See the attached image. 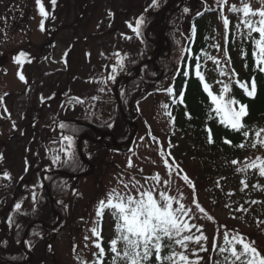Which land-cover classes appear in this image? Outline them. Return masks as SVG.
Listing matches in <instances>:
<instances>
[{
	"label": "trees",
	"instance_id": "trees-1",
	"mask_svg": "<svg viewBox=\"0 0 264 264\" xmlns=\"http://www.w3.org/2000/svg\"><path fill=\"white\" fill-rule=\"evenodd\" d=\"M42 3L48 12L47 17L43 16L45 40L37 46L31 42L19 45L14 52L17 56L21 51L26 53L22 62L37 61L31 55L35 51L41 53L48 48L53 49L61 33L67 29L72 13H76L77 21L71 24V27L81 26L84 19L87 25H90L102 7L104 15L115 18L117 26L122 25L121 31L124 34L116 36L113 40L109 39V46L100 49V57H95V63V58L91 60L93 65L101 64L100 68L84 76L78 72L79 61L84 58V52L82 56L77 49H81L83 44L86 45L88 38L75 34L73 42L69 41L65 57L68 68L60 73H68L69 79L66 82L59 81V89L55 93V109L60 112L76 109L79 114L77 113L76 120L70 121L57 138L61 152L56 160L57 165L46 176L45 183L41 181L31 210L11 212L6 234L0 240V261L7 264H63L58 258L55 241L67 231L73 250H77V244L82 250L83 246L87 245L89 250L90 258L82 257L80 264H96L99 259L103 260V264H112L113 253L109 250L111 239L107 233V221L111 211L105 210L102 217L97 216L92 228L88 225L89 213L100 195L99 192L104 190L100 175L108 169H104V166L110 165L106 157L111 155L112 150H125L132 145L117 149L109 137L97 144L90 139L82 142L84 156L90 160L94 159L97 165V172L92 175L95 178L94 190L87 200H84L71 184L70 178L63 176V172L84 171L86 164L78 148L79 140L84 134L89 133L91 138L98 139L110 132L119 141L129 137L130 126L124 121L114 94L111 93L114 103L111 112L104 113L102 118L97 116L98 110L90 104L89 97L93 94L98 95L100 99L103 97L95 80L102 79L106 84L113 86L120 75L134 71L137 65L156 53L160 47L161 19L168 5L170 8L164 24L165 47L147 70L148 74L162 71L160 79L151 80L142 75L123 85L120 90L125 111L132 119L145 125L150 121L141 111V104L152 94L165 95L163 117L167 123L164 133L167 143L164 146L158 140L162 157L180 177L184 179L187 175L188 180L184 181L192 192L193 201L198 202L204 209L201 212L194 202L193 205L199 212L197 219L204 223L200 224L199 220L191 216L192 208L191 214L186 218H190L191 224L201 228H192L191 232H186L185 235L199 236L202 232L208 238L201 241L207 250L201 251L200 244L188 241L187 249L180 247L175 251L188 255L190 260L199 259V264H230V261H225V257L230 254L220 253V235L222 232H238L246 239L255 241V246L262 250L261 254L264 255V176L259 175L258 168L246 167V164L256 162L258 158L264 160V146H251L256 141L255 132L264 129V73L255 67L252 55L253 38H258V33L253 32L252 36H249V30L240 23L242 13H227L224 10L230 0H225L223 5L218 4L217 0H210V7L207 0H156L157 6H152L153 0H124V6L120 4V7L117 0H56L54 6L50 0H42ZM34 7L38 10L37 0H0V44L8 42L12 34L28 27ZM129 16L133 17V21L126 24L125 19ZM140 17L144 19L137 35L134 29ZM224 17L229 21L227 28ZM237 24H240L239 28L236 27ZM94 40L97 38L94 37ZM85 47V53L90 56L95 54L93 49ZM117 53L119 55H116ZM219 53L226 62V71L219 63L209 58H214ZM124 55L127 57L124 58ZM197 62L200 64L203 80L196 76ZM114 66L116 71L113 80L110 77L113 75ZM252 77H255L257 84L254 98L245 95L244 90L236 83L237 79L241 82L248 81L250 88ZM164 83L166 85L161 89L160 86ZM205 83L209 85L208 91L213 95L222 96L224 99L234 98L248 106V115L243 118L246 129L236 131L221 122V114L215 111L216 105L212 104L208 91L203 87ZM225 86L228 90L222 91ZM170 88L171 93L167 91ZM245 130L250 133L247 137L243 135ZM66 134L74 138L71 147L68 142H63L62 136ZM260 138L264 139V133H261ZM240 144L244 147H239ZM66 148L71 153L70 156L65 152ZM233 161L238 163L234 164ZM242 181L246 182L247 187ZM53 208L63 216V221L54 229L51 226L58 222L59 217ZM217 211L225 213L226 220L216 218L213 213L217 214ZM202 216L205 218L201 219ZM35 221L37 224L31 228L29 238L36 239L33 247L37 248V254L34 253L33 262H27L29 258L22 247V238L27 227ZM101 225L100 236L106 253L102 258L97 256L99 249L95 246L99 238L91 231ZM39 244L42 247L38 248ZM43 244L49 246V259H45L41 254L42 248L45 247ZM239 249L240 246L237 245V250ZM168 251L164 249L162 255ZM150 264H157L155 253Z\"/></svg>",
	"mask_w": 264,
	"mask_h": 264
},
{
	"label": "rangeland",
	"instance_id": "rangeland-1",
	"mask_svg": "<svg viewBox=\"0 0 264 264\" xmlns=\"http://www.w3.org/2000/svg\"><path fill=\"white\" fill-rule=\"evenodd\" d=\"M124 2V0H120V3ZM119 3V4H120ZM244 4H250L251 8L253 10H259L262 7H264V0H243ZM208 7L211 6L210 0H207ZM235 5L237 8L242 7V0H232L229 4L228 11H230L231 7ZM124 6V3L121 5ZM45 7V5H44ZM39 9L34 7L32 18L30 19L29 25L26 29L18 31L12 36H10L9 43H2L0 44V57L2 55V51H6L8 53L13 48L17 47L18 45L24 43V41H32L33 43L40 44L44 39V32L41 29V15L38 13ZM242 13V12H241ZM76 13H72L70 19L68 20V27L65 29L61 34V37L59 38L58 47L57 50L52 58H49L46 61V64H42V66L47 69L48 71L54 72L57 69L64 66L63 57L65 55V52L68 48L69 41L73 42L74 35H78L79 37H86L88 38V41L85 44L82 45L81 49H77L79 54H82L84 52V58L80 60L79 64L81 67L78 68L79 74H84L85 72H89L94 69H99L101 64H92L91 60L95 58L96 56L100 57L98 55L99 53V47L97 46L103 45V46H109L106 42L107 40L115 39L116 35L114 33H109L110 31H113L116 28V23L110 19V17H106V15H102V7L99 8L98 12L96 13V16L93 17V21L90 25H87L86 19H84L81 22V26H72L71 24H74L76 22ZM63 18V16H62ZM132 19V18H130ZM115 20V18H113ZM88 28L86 29L85 27ZM76 27V29H75ZM120 32V31H119ZM118 34V32H117ZM94 37L97 38V40H94ZM85 46L89 47V49H93L95 54H92L91 56L85 53ZM102 59V57H101ZM215 61H218L220 63L222 69L226 71L225 66V60L221 53H219L215 58ZM96 61V58L94 59V63ZM45 63V62H43ZM18 65L12 64H6L3 67V70L0 71V152L3 148L9 149V155L11 157L16 156V152L13 151V148L20 147L23 145H32V141L35 139L37 142V146L35 148V153L31 158H23L16 162L15 166L13 167L12 171L14 174H17L19 176L18 183L14 186L13 192H9L12 189H9L5 187L4 191H7V195L11 196L8 205H7V216L10 211H13L14 209H17L15 206L17 204H20L21 207L19 208L22 211H28L31 207L30 205L33 203V197L32 195L36 191V189L40 185V177L41 172L43 170L49 171L52 169L54 165V158L50 153V148H52L53 142L57 141L55 136H57V119L58 118H75L74 111H64L63 113H57L54 110L45 111L42 113L40 122L34 123L32 128H28L24 132H19L15 135H20L21 133L23 135H20V137L16 140H11L10 144L7 143L6 135L9 136L11 133L9 132L8 125L10 123H13L14 121L21 122L22 121V112L20 111L18 116H14L13 114L6 113L5 110H3L1 106V99L2 97L7 93L10 92L13 89L21 88L25 82V80L20 79L21 71H16L11 68H16ZM2 67H0L1 70ZM7 72V74L5 73ZM10 72V73H9ZM52 78L51 75H48L47 79ZM55 79H58V75L54 77ZM61 81H65L69 79V75H62L60 76ZM98 82L99 85V91L103 94V98L100 99L97 97L98 95H91L90 98V104H93L95 108H97L98 112L100 110L106 109L108 107V103H111V96H110V88L107 87V84L102 80H95ZM86 87V85H85ZM87 88V87H86ZM99 92V94H100ZM165 95L164 94H156L151 95L145 102L142 104V110L148 115V119L151 121L152 128H154L155 134H158L160 137L165 140V130L167 123L164 120L163 117V108L165 104ZM24 99V98H21ZM19 100V98L17 99ZM16 100V101H17ZM18 104L19 101H17ZM95 110H93L94 112ZM56 123V125H55ZM139 129L141 130V126H139ZM149 127L143 128L141 132L138 134V136L135 139V149L129 152L127 155L125 153L115 152L111 159V168L109 174L106 176L105 174L102 181V186L104 190H99L100 196L97 198L96 202L93 203L91 206V210L89 213V220L90 223L88 224L91 228L95 226L96 223V211H98L99 202L101 200H107V194L111 192L113 189H116L119 193H131L132 195H136V189L141 188V191L144 189H155V195L157 198L159 197L160 192H165L167 195H170L172 197H175L176 201L178 203H182L185 205L186 208L192 209L193 212L191 216L195 217V219L198 218L199 212L195 209L194 201L192 192L188 189L185 182L182 181L165 163L163 158L161 157L158 149V145L156 140L149 137L148 132ZM53 135H55L53 137ZM17 137V136H16ZM165 144L167 143L166 140L164 141ZM165 146V145H164ZM22 153V152H20ZM131 165V166H129ZM122 167V168H121ZM6 169L9 170L8 163L6 161ZM156 173L158 174V179H146L148 174ZM79 185V192L83 196L84 200H87L90 196L88 192L94 188V182L92 180L86 181L84 178H73L72 184ZM125 185L128 187L125 188ZM90 186V187H89ZM92 187V188H91ZM97 190V189H96ZM3 195H6L5 192H3L0 195V201ZM4 200H6V196L4 197ZM6 202V201H5ZM4 203V202H2ZM7 204V203H6ZM24 206V208H23ZM213 215L216 218H220L223 220H226L225 213L221 211H217L216 213H213ZM205 217L202 216L201 219H204ZM211 218V217H210ZM200 224H203L204 222L200 219ZM117 221L114 219L113 215L110 212L107 226H108V236L112 240L117 236V232L115 230V225ZM90 228V229H91ZM65 235L61 239H58L55 241L56 244V252L58 254V258L61 262L64 264H75L74 259H76V255H73L71 253V244L70 241H67L66 232H64ZM225 233L228 234L229 239L234 235L233 233L229 232H222L220 235L219 240V247L225 246L224 245V236ZM70 239V238H69ZM34 240H28V247L31 251H33V254H37V248L33 247ZM82 244H86L83 241H79ZM44 245V244H43ZM45 247L42 248L41 254L45 259H49L51 257L50 249L48 244L44 245ZM42 247L41 244L37 246ZM118 249L123 248V244L117 245ZM180 245H175V249L178 250L180 248ZM29 250V251H30ZM89 250H87L86 247L83 246V250L81 249L80 245L77 244V263H80L81 258L86 257L90 258ZM57 256V255H56ZM114 257V254H113ZM112 257V261H113ZM78 263V264H79ZM53 264V263H52ZM118 264H125V261L123 259L118 260Z\"/></svg>",
	"mask_w": 264,
	"mask_h": 264
},
{
	"label": "snow or ice",
	"instance_id": "snow-or-ice-1",
	"mask_svg": "<svg viewBox=\"0 0 264 264\" xmlns=\"http://www.w3.org/2000/svg\"><path fill=\"white\" fill-rule=\"evenodd\" d=\"M50 3L54 6L56 0H50ZM217 3L223 5L225 0H217ZM39 12L42 16L47 17L48 12L45 10L42 0H37ZM156 5V0H153V5ZM232 12H242L241 22L248 30L249 36L252 33H258V38H253V58L255 61V67L262 73H264V7L259 10H253L250 4H244L242 0V7L237 8L233 5L230 9ZM187 12L188 9H185ZM258 17V19H253ZM143 17H140L137 21V26L134 31H137L139 35V26L143 21ZM224 24L227 28L229 21L226 17ZM131 27V25H129ZM237 28L240 24L236 25ZM41 29L43 30V22L41 23ZM217 47H219L217 45ZM116 55H119L118 53ZM26 57V53L21 51L15 58L17 63H22V58ZM210 59H214L209 57ZM199 58L197 57V61ZM247 66V65H245ZM122 67V60H121ZM196 76L203 80V76L200 75V64L197 62L195 65ZM113 75L111 79H115V66L112 69ZM234 73V70H233ZM223 74V73H222ZM238 76V74H235ZM20 79L25 80V77L20 74ZM237 85L244 90L245 95L253 97L257 91V84L255 77L251 79V87L249 88L248 81H236ZM204 89L208 91L209 85L205 83ZM228 88L225 86L222 91H227ZM170 93L172 89H168ZM208 95L211 97L212 104L216 105L215 111L221 114V122L226 126L231 127L233 130L240 131L246 129L247 126L243 123V118L248 115L246 104H241L234 98L224 99L222 96L213 95L211 91H208ZM78 99V98H77ZM182 102V99H181ZM167 107V106H166ZM64 127L63 124L60 125ZM210 131V130H209ZM261 133H264V129H260L255 132L256 141L251 145L253 148L257 144L264 146V139H261ZM245 137L249 136L250 133L245 130L243 132ZM62 139L68 142L69 147L73 143L72 136H62ZM231 143L230 141H225ZM244 147L243 144L238 145ZM65 152L70 156L71 153L66 148ZM3 157L0 156V159ZM59 157H54V162ZM174 160V158H173ZM167 164L168 161L165 160ZM234 164L238 161H233ZM131 166V165H129ZM171 167V166H169ZM248 168H258L259 175L264 176V160H258L251 164H246ZM7 177L8 174L5 173ZM10 178V177H8ZM146 179H158L156 177H147ZM187 181V175L184 176ZM244 186L247 187L246 182H243ZM128 186L125 185V188ZM140 188L136 189L137 194L132 195L131 193H119L116 189H113L107 194V200H101L99 202L97 216L102 217L105 210L111 211L114 219L117 221L115 230L117 236L109 242V250L114 254L112 264H118L119 259H123L125 264H150L153 253L157 264H199V259L193 261L189 259V256L183 252L177 253L175 251V245H180L184 249H187L188 245L186 242L191 241L200 244V250L206 251V247L201 241H206L208 238L202 232L199 236L185 235L186 232H191L192 228L200 230L201 226L191 224L189 222V213L191 209L185 207L184 204L178 203L175 197L165 194L164 192L159 193V197L155 195V189L149 190L144 189L141 191ZM194 188V185H193ZM195 202V201H194ZM196 207L203 212L204 209L200 207L198 202ZM17 209L21 207L20 204L15 206ZM100 228H93L91 231L94 236L99 239L95 242V246L99 249L97 256L104 257L106 255L105 249L102 247V237ZM87 239V237H85ZM123 244L122 249H118L117 245ZM224 245L220 247V253L228 252L230 256L225 257V261H230V264H264V255L261 254L260 249L255 246V241L246 239L243 235L238 232L229 239L228 234L225 233ZM237 245L240 249L237 250ZM164 249H168L167 253ZM96 264H103V260L99 259Z\"/></svg>",
	"mask_w": 264,
	"mask_h": 264
},
{
	"label": "flooded vegetation",
	"instance_id": "flooded-vegetation-1",
	"mask_svg": "<svg viewBox=\"0 0 264 264\" xmlns=\"http://www.w3.org/2000/svg\"><path fill=\"white\" fill-rule=\"evenodd\" d=\"M3 236H4V234H3V235H2V234H0V240L4 238ZM2 237H3V238H2Z\"/></svg>",
	"mask_w": 264,
	"mask_h": 264
}]
</instances>
